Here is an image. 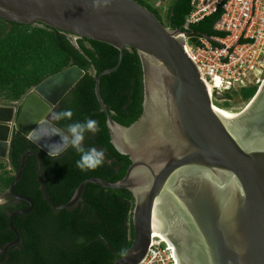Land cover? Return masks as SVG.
Here are the masks:
<instances>
[{
  "label": "water",
  "instance_id": "water-1",
  "mask_svg": "<svg viewBox=\"0 0 264 264\" xmlns=\"http://www.w3.org/2000/svg\"><path fill=\"white\" fill-rule=\"evenodd\" d=\"M0 19L46 26L120 52L118 65L96 78L95 94L111 144L131 161L121 181L88 179L67 204L57 206L40 156L27 152L9 191L30 205L11 217L17 235L13 218L29 214L34 203L15 189L28 158L35 157L42 193L55 211L76 207L89 184L132 194L134 240L114 264H141L154 235L170 244L178 264H264V83L246 108L216 110L197 65L184 52L183 35L190 33L166 27L135 0H0ZM129 49L141 61L144 98L141 117L125 127L112 118L100 83L118 70ZM85 75L73 66L45 79L21 101L0 104V160L8 159L16 134L48 155L44 145L60 142V136L37 143L33 132L63 131L50 114ZM226 97L215 94L218 100ZM19 242L18 237L5 253Z\"/></svg>",
  "mask_w": 264,
  "mask_h": 264
},
{
  "label": "trees",
  "instance_id": "trees-1",
  "mask_svg": "<svg viewBox=\"0 0 264 264\" xmlns=\"http://www.w3.org/2000/svg\"><path fill=\"white\" fill-rule=\"evenodd\" d=\"M135 1L162 21V12L156 8L155 2ZM163 1L169 3L166 27L187 31L196 38L224 36L215 30L222 16L221 10L190 25L187 30L192 0ZM119 57L120 52L107 44L76 38L42 25L10 24L0 19V104L17 103L45 79L77 66L86 75L55 111L71 108L73 121L96 120L99 131L88 133L83 147H95L105 153L102 166L81 171L76 167L80 154L72 147L58 157H50L27 138L14 135L8 161H0V195L5 193L10 198L0 207V264H114L129 251L134 240V199L127 190H108L89 184L76 207L55 211L42 193L38 160L29 157L15 192L31 199L34 208L27 215L13 218L18 235L11 228V217L30 205L16 200L9 193L21 160L29 151L40 156L48 194L57 206L67 204L77 188L88 179L101 178L116 183L126 176L131 161L111 144L107 117L95 94L96 78L115 68ZM249 90L241 97L247 102L253 100L259 88L250 87ZM100 94L112 118L119 124L129 127L141 117L143 71L136 50H124L118 70L102 77ZM231 94H226V98L232 99ZM67 123L69 121H54L62 130ZM18 237L19 244L5 253L6 246Z\"/></svg>",
  "mask_w": 264,
  "mask_h": 264
},
{
  "label": "built area",
  "instance_id": "built-area-1",
  "mask_svg": "<svg viewBox=\"0 0 264 264\" xmlns=\"http://www.w3.org/2000/svg\"><path fill=\"white\" fill-rule=\"evenodd\" d=\"M187 27L222 11L215 30L220 37L183 35L184 52L197 65L207 86L230 94L264 83V0H192ZM168 12L165 2L159 3ZM187 32V31H185ZM11 170V168L9 169ZM141 264H178L174 249L154 235Z\"/></svg>",
  "mask_w": 264,
  "mask_h": 264
},
{
  "label": "clouds",
  "instance_id": "clouds-1",
  "mask_svg": "<svg viewBox=\"0 0 264 264\" xmlns=\"http://www.w3.org/2000/svg\"><path fill=\"white\" fill-rule=\"evenodd\" d=\"M74 112L71 108L53 111L50 114V119L55 122L69 121L65 125L63 131H46L43 134H37L39 129L33 132L35 142L39 143L44 138H50L53 135H59L61 140L58 143L45 144L48 149V156L55 157L63 152L68 146L75 149L80 154L79 160L76 161V167L81 171L95 170L103 165L105 153L103 150H98L95 147L85 149L83 142L88 133H96L99 131L97 121L91 118H86L83 121H73ZM8 203V200L0 196V207Z\"/></svg>",
  "mask_w": 264,
  "mask_h": 264
},
{
  "label": "rangeland",
  "instance_id": "rangeland-1",
  "mask_svg": "<svg viewBox=\"0 0 264 264\" xmlns=\"http://www.w3.org/2000/svg\"><path fill=\"white\" fill-rule=\"evenodd\" d=\"M152 2L156 3V8L160 9L162 12V22L164 23V25L167 24V20H166V13L163 12V9L159 8V3L160 2H166L165 5L167 7H169V3L168 1H163V0H150ZM249 88L245 89L243 91H238V93H232V99H227V98H223L222 100H218L215 98L214 96V104L215 106H217L218 108H220L221 110H230V109H238V108H246L250 102L244 101L241 97L247 93H249ZM252 101V100H251ZM2 173V171H0V174ZM0 196H7V194H1Z\"/></svg>",
  "mask_w": 264,
  "mask_h": 264
},
{
  "label": "bare ground",
  "instance_id": "bare-ground-1",
  "mask_svg": "<svg viewBox=\"0 0 264 264\" xmlns=\"http://www.w3.org/2000/svg\"><path fill=\"white\" fill-rule=\"evenodd\" d=\"M208 89H209L210 93L213 92V88H212L210 85L208 86ZM214 106H215V104H214ZM215 109H216V110H220V111H226V110H221V109L218 108L217 106H215ZM156 234H157V233H156Z\"/></svg>",
  "mask_w": 264,
  "mask_h": 264
},
{
  "label": "flooded vegetation",
  "instance_id": "flooded-vegetation-1",
  "mask_svg": "<svg viewBox=\"0 0 264 264\" xmlns=\"http://www.w3.org/2000/svg\"><path fill=\"white\" fill-rule=\"evenodd\" d=\"M5 198H6L8 201H9V199H10L8 195H7V196H5Z\"/></svg>",
  "mask_w": 264,
  "mask_h": 264
},
{
  "label": "crops",
  "instance_id": "crops-1",
  "mask_svg": "<svg viewBox=\"0 0 264 264\" xmlns=\"http://www.w3.org/2000/svg\"><path fill=\"white\" fill-rule=\"evenodd\" d=\"M0 161H4V160H0ZM6 161H8V159H7ZM9 169H10V168H9Z\"/></svg>",
  "mask_w": 264,
  "mask_h": 264
}]
</instances>
